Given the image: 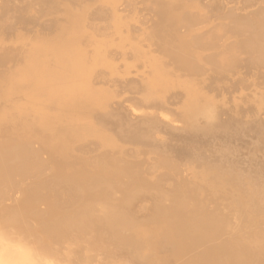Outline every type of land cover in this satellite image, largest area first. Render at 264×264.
<instances>
[{
    "label": "bare ground",
    "instance_id": "1",
    "mask_svg": "<svg viewBox=\"0 0 264 264\" xmlns=\"http://www.w3.org/2000/svg\"><path fill=\"white\" fill-rule=\"evenodd\" d=\"M0 264H264V0H0Z\"/></svg>",
    "mask_w": 264,
    "mask_h": 264
}]
</instances>
